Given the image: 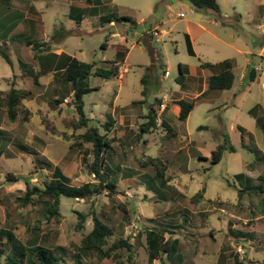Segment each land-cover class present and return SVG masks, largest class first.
<instances>
[{"label": "rangeland", "instance_id": "374dc122", "mask_svg": "<svg viewBox=\"0 0 264 264\" xmlns=\"http://www.w3.org/2000/svg\"><path fill=\"white\" fill-rule=\"evenodd\" d=\"M107 1L135 9L138 25L112 27L87 11L80 20L82 33L53 39L51 51L61 48L89 62L111 60L115 48L102 46L106 36L110 32L124 35V39L115 36L112 39L129 48L120 67L121 76L109 79L92 76L90 85L94 90L84 95V110L90 124L105 132V123L112 122L108 133L113 149L107 153L106 160L114 173L112 177L119 176L117 190L120 192L109 193L106 189L91 199L62 197L59 221L46 222L39 205H24L18 200L26 191V182L42 185L52 178L55 165L70 178L72 185L98 182L88 169L94 158L85 156L79 148H69L85 128H76L79 115L71 97L56 104L58 89L53 82L54 74L40 76V84L35 85L29 67L21 65L23 61L39 69L33 58L36 51L33 45L26 46L19 38L30 26L22 18L25 12L19 8L23 0H0V47L12 61L8 63L0 54V89H8L15 81L16 87L33 91L32 99L24 100L19 107L16 121H10L5 112H0V129L6 131L0 136V230L11 229L23 242L33 237V233H39L41 244L56 252L60 246L68 249L67 264H72L74 248L71 244L78 245L92 228L90 219L83 229L77 228L78 212L96 211L114 228L109 245L120 237L129 238L133 243L134 264L148 261L143 233L147 226L166 228L167 238L179 239L184 264H217L223 248L228 253L238 254L245 263L264 264V218L259 213L253 217L252 213L259 196L251 192L239 197L236 187L240 188L241 184L235 177L243 172L254 186L264 184L260 177L264 175V127L259 123V118L264 117L249 112L257 104L264 110V0H217L220 14L214 10H197L190 0L177 3L173 0ZM47 2H50L47 7L46 2L36 3L38 11L43 12L40 16L45 34L27 32L22 37L49 40L58 28H77L76 20L67 16L70 9L67 4L59 0ZM7 15L10 17H5ZM187 20L210 31L200 30L194 42L195 55L188 52ZM40 28L44 30L39 26L37 29ZM157 55L162 60L152 66ZM227 58L236 59L233 87L216 91L218 94L211 101L198 103L186 120L179 119L180 107L171 100L174 97L192 100L210 74L202 64ZM161 62L166 64V74ZM180 64L189 70L184 72L186 78L190 77V88L185 87V90L177 80L181 74ZM148 66L153 69L151 87L154 91L143 95L142 80ZM253 68L257 73L251 78ZM156 97L167 103V109L159 110L162 113L157 129L141 132L143 116L150 104L156 102ZM26 109L29 110L27 120ZM161 118L167 119L178 133L177 138L168 134L161 125ZM225 138L227 145L230 143L235 150H224L222 158L213 164L212 152L225 144ZM18 143L36 149L40 160L50 161L52 166L43 164L40 168L35 155L25 152ZM149 157L160 158L166 164L165 175L170 178L164 185L156 184L152 166H144ZM9 173L18 177L17 180L8 178ZM204 186L203 198L195 204L192 197ZM259 220L263 228H259ZM230 228L235 232L252 233V236H233ZM1 238L7 240L3 235ZM117 254L124 257L126 251L119 250ZM162 257L166 264H176L169 261L166 253ZM5 260L3 256L0 264H5ZM87 261L115 263L111 259L99 260L94 255ZM232 263L233 258H230L227 264ZM26 264L31 263L26 261ZM154 264L162 262L157 259Z\"/></svg>", "mask_w": 264, "mask_h": 264}, {"label": "trees", "instance_id": "16d2710c", "mask_svg": "<svg viewBox=\"0 0 264 264\" xmlns=\"http://www.w3.org/2000/svg\"><path fill=\"white\" fill-rule=\"evenodd\" d=\"M194 8L197 10H214L220 14V6L217 0H190ZM97 6L93 8L92 12H96L99 8L103 7L104 13L101 16V22L103 24L115 21L118 24L131 26L138 25L136 10L128 6L115 5L114 10H109L108 7L103 5L100 0H97ZM99 6V7H98ZM73 8V7H72ZM73 11H77L73 8ZM84 14V13H83ZM79 13V16L73 18L80 22L84 15ZM66 33L64 27L59 28L52 35L50 40H26L27 45L32 46L35 51L34 60L39 64V69L34 66H29L23 63L25 67L28 66L29 75L32 76L35 85L40 84V76L53 73V82L58 89V97L55 99L56 104H62L67 97L72 98V104L74 105L76 112L79 115L78 125L76 128L84 127V132L77 135L75 141L69 144V148H79L83 150L85 156L93 155L94 160L88 164V169L91 173L95 174L98 178V182H86L82 185L75 186L71 184L70 178L64 174L62 169L58 166H54L52 178L48 181H44L42 185L31 184L30 181L26 182L27 188L23 196L18 197L24 205H39L42 208L43 218L46 222L52 220L59 221L61 217V201L62 197L68 198H84L91 199L95 195L103 194L108 189L109 193L120 192L118 188V177L114 179V173L111 172L110 166H108L106 157L109 150L113 149V140L109 137L111 131L112 122L107 121L104 125L105 132H101L97 126L90 124V119L86 116L84 106V95L94 90L90 85V78L92 76H99L105 79H109L118 76L120 73L121 64L125 61L129 52V48L126 44L117 43L115 45V56L111 60L102 61H84L76 56L69 55L67 53L57 54L52 50V40L62 37ZM189 43L188 52L191 55H195V51L188 33L185 34ZM105 48L107 43H103ZM0 54L6 59L8 63H12L9 54L4 52L0 47ZM162 57L157 55L154 57L152 66H156V61H161ZM163 74H166V64L161 62ZM202 67L209 68L212 71L208 79V91L210 90H224L231 89L235 82V73L233 71V61L226 59L217 63L204 62ZM148 72L143 77V90L142 94L147 95L149 92H153L154 88L151 87V79L153 72L152 67H147ZM181 72L177 78L178 83L184 87V69L183 65H179ZM256 74V70L253 68L250 70V77L253 78ZM26 75V73H24ZM32 95L30 89L18 88L15 85V81L10 84V87L6 90L0 89V112H5L10 121H16L18 118L19 107L22 105L25 99H29ZM204 94L198 96L192 100L180 99L176 100L180 106L179 119L186 120L198 103L204 102ZM149 106V110L144 115V121L140 125L141 132H153L158 128L157 119L159 117V110L163 103L158 97ZM249 112L254 116L264 117V110L260 104L252 107ZM26 117L28 118L29 110H25ZM259 123L264 127V118H259ZM161 125L165 127L168 134L175 136L177 132L173 127L164 119H161ZM6 131L0 129V136H3ZM5 135V134H4ZM227 138H225V144L218 146L216 150L212 152V163H217L223 155V151L226 149L235 150L234 146L230 143L227 145ZM18 147L23 149L32 155H35L36 163L40 168H43V164L51 167L52 163L45 159L40 160L39 152L29 147L28 145L18 143ZM39 159V160H38ZM199 159H206L199 156ZM85 162H88L84 157ZM150 165L154 170L153 179L157 180L156 184L164 185L170 177L165 175L166 164L157 157H149L144 161V166ZM113 173V174H112ZM8 178L17 180L18 177H13L9 173ZM264 175H260V177ZM240 180V188L236 187L239 197L244 194H251L256 192L259 196L258 202L254 209H252L253 217L258 213L264 218V184L254 186L252 179L240 172L235 175ZM113 178V179H112ZM205 186L196 192L192 201L196 204L203 198V192ZM126 211L124 210L123 217H125ZM79 221L77 228L83 229L86 225L87 219L92 222L91 230L86 233L81 239L80 243L71 244L74 251L71 255L73 259L72 264H91V261H87V258L96 256L99 260L111 259L114 264H134L133 263V243L129 238H116L111 245H109L110 238L115 234L113 226L109 223L107 218L101 213L91 211L89 213L78 212ZM259 228H263L261 221H258ZM33 228L38 227L36 225ZM143 233L146 236V250L148 253V261L146 264H154L155 260L160 259L162 264H166L165 259L162 257L163 253L167 254V258L171 263L184 264V256L179 250V239L172 236L166 237V228H149L148 226L143 229ZM233 236L246 235L252 236V233L243 231L235 232L230 228ZM170 234H176L175 231H169ZM2 235L7 238L6 241L2 240ZM33 237L28 238L24 242L17 238L16 234L11 229L0 230V260L4 256L6 257L5 264H67L68 249L63 246L59 247L60 253L51 249L50 247L40 243L39 233H33ZM8 250L11 253H8ZM119 250L126 251V256L117 254ZM122 256V257H121ZM176 256V257H175ZM174 258L173 261L171 259ZM233 258L232 264H252L253 262L245 263L240 260L238 254L228 253L226 249H222L217 261V264H227L228 260ZM85 260L87 262H85Z\"/></svg>", "mask_w": 264, "mask_h": 264}, {"label": "crops", "instance_id": "0c3cea01", "mask_svg": "<svg viewBox=\"0 0 264 264\" xmlns=\"http://www.w3.org/2000/svg\"><path fill=\"white\" fill-rule=\"evenodd\" d=\"M19 1V0H18ZM26 1V2H25ZM48 0H45V1H43V0H23V6H21L20 5V7L19 8H21L24 12H25V14L23 15V20L26 22V23H29V29L28 30H25V31H23V33H21V36H19V38L20 39H22L23 40V42L26 44V46H29V45H27V42H26V40H30L29 38H24V37H22V35L23 34H26L27 32L29 33V34H33V33H35V32H37V33H44L45 34V25H44V21H43V19H42V17L40 16L41 15V13H43V12H40V11H38V8L36 7V3L37 2H39V3H47L46 4V6L45 7H47L48 6V4L50 3V2H47ZM50 1V0H49ZM51 1H54V0H51ZM60 2H62V3H64V4H67L69 7H70V9H69V12L67 13V16H69V18L71 19V20H75L76 19V17L77 16H79V13H86L87 11H90L91 13H92V11H93V8H91V7H94V6H97L98 4V2H97V0H69L68 2H64L63 0H59ZM101 1V3L103 4V5H105L106 7H108V9L110 10H114V8H115V5H119V4H113V3H111L110 1H107V0H100ZM173 2L174 3H177V2H180V0H173ZM13 4V3H12ZM14 5H16V4H14ZM17 7V6H16ZM75 8L77 11L75 12V11H73V8ZM99 7V6H98ZM196 9V8H195ZM110 10V11H111ZM193 12H195V11H193ZM104 13V10H103V7L102 8H99L96 12H93V14L97 17V18H99V20L101 21V16H102V14ZM87 14V13H86ZM84 15V14H83ZM73 16L75 17V19L73 18ZM5 17H10L9 15H7V16H5ZM263 17H264V14H263ZM9 19V18H8ZM22 20V21H23ZM82 20V19H81ZM77 22V21H76ZM77 28H71V29H68V28H65V30H66V33H63L64 35L62 36V37H67L69 34H76V33H82V30H81V28H80V26H81V24H82V22H77ZM110 26H112V27H116V26H119L118 25V23H116L115 21H111V22H109L108 23ZM38 26L39 27H44V30L42 31V28H40V29H37L38 28ZM123 26H125V25H123ZM59 29V28H58ZM57 30V29H56ZM55 30V31H56ZM186 30L188 31L187 33L189 34V36H190V39H191V42H192V45H193V48H194V42H195V39L200 35V33H201V31H206V32H210L205 26H203V25H201V24H199V23H192L191 22V20H187V28H186ZM201 30V31H200ZM157 33V30H155V34ZM119 34V35H118ZM146 35V34H145ZM48 36V35H47ZM114 36L115 37H118V38H120V39H124V35L123 34H121L120 32H110L109 34H108V36H106V40L103 42V43H107V46L105 47L106 49L107 48H109L111 45L115 48V45L117 44V43H114V42H112V39L114 38ZM216 36V35H215ZM51 37H52V35H51ZM51 37H50V39H51ZM62 37L61 38H58L57 40H60V39H62ZM146 37V36H145ZM14 38H16V36H14ZM49 39V40H50ZM41 40H45V41H47L46 39H41ZM147 43L148 44H151V42H150V40H148L147 39ZM57 49H60V51L58 52L57 51ZM57 49H55L53 52L54 53H57V54H61V53H67V54H69V55H72V56H75V55H73V54H70V53H68V52H66V51H63L61 48H57ZM194 51H195V54H196V50H195V48H194ZM238 51H240V52H244V50L243 49H239ZM128 55V54H127ZM33 58H34V55H33ZM126 58H127V56H126ZM227 59H231L232 61H233V68L235 67V64H236V59L235 58H227ZM126 60V59H125ZM125 62V61H124ZM23 63H26V64H29V63H27V62H23V61H21V65L23 64ZM36 65L37 66H39V64H37L36 63ZM183 65V69H184V71L187 69V71H189L188 70V67H185L184 66V64H182ZM202 68H204V69H208L209 71H210V74L208 75V76H206V78H205V82H204V85L203 86H201V89L197 92V94H196V96L194 97V98H196V97H198V96H202L203 94H204V97H205V101H211L212 99H213V96L214 95H217L218 94V92H216V90H210V91H208V79H209V77H210V75L212 74V71L209 69V68H205V67H202ZM124 70L126 71L127 70V68H124ZM256 70V69H255ZM120 71H122V69H120ZM51 73V72H50ZM256 73H257V70H256ZM24 75V74H23ZM119 76H121V75H119ZM189 76H188V78H184V87H182L181 86V84H180V86H181V88L183 89V90H185V87H188V88H190L189 87V85H188V83H189ZM192 87V86H191ZM24 89H26V88H24ZM4 90H6V89H4ZM31 90V89H30ZM191 90V89H190ZM32 91V90H31ZM186 91H188V89H186ZM32 95H33V91H32ZM32 95H31V97L29 98V99H25V100H30V99H32ZM68 98V97H67ZM193 98V99H194ZM180 99H185V98H180ZM180 99H177L176 97H174L171 101H173V102H175L176 104H177V102H176V100H180ZM164 102V101H163ZM164 104V108L162 109V108H160V110L161 111H165L166 109H167V103H163ZM179 105V104H178ZM180 107V106H179ZM160 112V111H159ZM180 112V111H179ZM192 112V111H191ZM162 112H160L159 113V117H160V114H161ZM190 115V114H189ZM189 117V116H188ZM161 119H164V120H166L167 121V119L166 118H161ZM168 122V121H167ZM169 123V122H168ZM170 124V123H169ZM157 126H158V123H157ZM157 129V128H156ZM4 130V129H3ZM177 135H178V133L175 135V136H173V138L175 137V138H177ZM181 149V148H180Z\"/></svg>", "mask_w": 264, "mask_h": 264}, {"label": "built area", "instance_id": "2783aa9c", "mask_svg": "<svg viewBox=\"0 0 264 264\" xmlns=\"http://www.w3.org/2000/svg\"><path fill=\"white\" fill-rule=\"evenodd\" d=\"M118 35H119V34H118ZM161 108H162V109L164 108V104H163V103L161 104ZM159 118H160V117H158V119H159ZM158 119H157V120H158Z\"/></svg>", "mask_w": 264, "mask_h": 264}]
</instances>
